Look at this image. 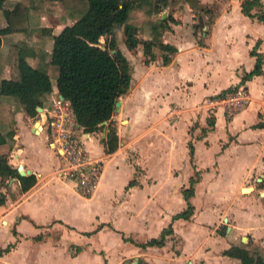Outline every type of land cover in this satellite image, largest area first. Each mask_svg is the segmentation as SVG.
Here are the masks:
<instances>
[{
  "label": "crops",
  "instance_id": "1",
  "mask_svg": "<svg viewBox=\"0 0 264 264\" xmlns=\"http://www.w3.org/2000/svg\"><path fill=\"white\" fill-rule=\"evenodd\" d=\"M16 1L6 0V9ZM260 1L264 11V0ZM57 3L58 11L40 17L31 29L8 28L0 10L1 45L4 37L8 44L6 54L0 50V82L9 78L11 45H24L23 56L31 65L37 54L51 60L53 37L72 24ZM199 7L201 14H213L212 18L199 19L187 0L168 5L157 15L160 20L172 18L161 34L164 44L176 48L167 64L158 48L153 50L155 59L144 63L142 41L152 39V33L138 32L135 48L143 65L131 70L130 88L119 98L120 109L112 117L118 148L105 154L100 142L104 129L101 136L80 129L89 156L103 161L90 196L57 176L59 161L47 145L42 122L35 134L30 124L34 118L18 110L19 105L15 104V122L1 110L8 121L5 135L10 136L7 128L14 131L9 163L15 168L22 164L36 182L22 192L16 177L0 179V192L6 195L0 205V250L12 246L0 255V264H58L56 258L72 264H129L130 259L132 264H238L223 255L231 245L250 243L251 248L264 250V23L243 15L241 0H199ZM120 49L129 60L131 50L126 45ZM252 51L260 55L261 73L243 79L256 63ZM50 82L52 91L43 96L42 104L52 96L62 100L56 79ZM239 85L249 94L245 108L231 116L221 106L207 110L209 99ZM10 99L1 96V108ZM42 109L47 120V108ZM131 151L138 159H127L125 154L135 157ZM138 165L144 170L139 176ZM194 172L199 179L190 198L193 215L172 221L186 207L181 187ZM181 197L184 204L169 210L168 202ZM170 223L173 233L162 247L140 248L130 242L134 236L158 237ZM185 231L211 236L193 244ZM174 236L180 240L178 251L172 249L177 246L168 247ZM70 246L78 251L71 254Z\"/></svg>",
  "mask_w": 264,
  "mask_h": 264
},
{
  "label": "trees",
  "instance_id": "2",
  "mask_svg": "<svg viewBox=\"0 0 264 264\" xmlns=\"http://www.w3.org/2000/svg\"><path fill=\"white\" fill-rule=\"evenodd\" d=\"M6 0H0V10H4L6 25L10 29H31L35 21L46 13L58 11L60 2L65 15L72 21L53 37L51 60L44 61V55L37 54L34 64H29L23 54L22 44L11 45L8 51L9 78L0 82V97L13 98L24 114L30 118L37 115V107H42V98L52 91L50 79H56L59 95L67 102L74 117L76 127L84 133L100 130L105 135L100 138L104 153L111 154L119 144L115 122L112 117L119 98L125 95L131 83V66L127 57L118 46L116 30L121 28L124 42L133 50L137 44V34L149 29L152 39L142 41L144 63L155 59L154 48L162 52V62L167 64L176 48L161 41V34L169 28L167 16L157 17L168 5L176 6L181 0H17L10 10L6 9ZM192 10L200 11L199 0H187ZM260 0H241V12L248 17H257L264 23V11ZM257 9V12L253 10ZM202 11V9H201ZM173 21V20H172ZM104 44H100V39ZM1 46V34H0ZM114 51V52H112ZM256 56L254 69L243 79H249L261 73V58ZM1 108V104H0ZM1 110V109H0ZM106 122V123H104ZM7 118L0 111V179L16 177L20 191L25 192L36 182L33 174L19 175L17 168L8 160L11 145L10 136L5 135ZM193 151L190 149V156ZM189 179V187L182 190L186 202L185 210L172 217L189 220L194 207L190 198L194 193V184L199 174ZM132 182H130L131 184ZM6 195L0 192V205L4 204ZM173 233L171 223L162 229L158 237L144 243H134L140 248L162 247ZM124 240H128L125 239ZM8 245L0 250V255L11 248ZM223 255L236 259L238 264H264V250L260 251L247 245H231Z\"/></svg>",
  "mask_w": 264,
  "mask_h": 264
},
{
  "label": "rangeland",
  "instance_id": "3",
  "mask_svg": "<svg viewBox=\"0 0 264 264\" xmlns=\"http://www.w3.org/2000/svg\"><path fill=\"white\" fill-rule=\"evenodd\" d=\"M205 8H203V9H205ZM213 12H214V10H213ZM195 15H197L198 18L201 19L203 17H205V18H212V15L213 14H210V15H206L205 14L206 15L205 16L203 13L201 14L200 11H195ZM198 33H199L198 35L200 36V33L201 32L199 31ZM33 35L34 36H37V37H42L40 35V33H36V32H34ZM116 39H117L119 48L124 49V45H125L124 44V39H125V37H124L123 31H122L121 28H119V29L116 30ZM99 42H100L101 45H103L104 44V39L101 38ZM7 49H8V44H7V41L5 40V37H4L0 50H1V52L2 51L5 52V54H6ZM127 56L129 58L128 61H129V64L131 66V70H139L140 69L139 67H141L143 65V63H142L143 62V57L138 56V50H136V48L133 49V50H131L130 53L129 52L127 53ZM214 100H215V98H213L211 100L209 99L206 102L207 105L210 106V107H207V110H213L214 107L219 106V105H215L214 104ZM15 104H16V101L14 99H10V101L9 102L7 101V103L5 104V106L1 108V110L3 109L4 112H8V113H10L13 116L12 120H14V122L16 121V116H17L16 115L17 112L15 110H17V109L18 110L19 109L22 110V108L20 106L16 109L15 108ZM201 107L202 106H199V108L196 109L199 112L198 113L199 116H200V111L202 109ZM42 108H47V111H46L47 120L43 116L42 113H44V111L42 110L41 112H37L36 117L33 120H31V123L30 124H32L34 126H35V123H40V125L42 123L44 124V126L46 128L45 130H46V133H47V137H48L47 138V145H49L50 148L52 150H54V152L56 154V157H57V159L59 161V165L57 166V169H55L56 170V174L58 176L59 174H62V169L68 168L71 165V163L69 162V160L65 156H63V152L61 150V146H62L61 145V141H62V139L64 137L70 136L71 138L72 137L75 138V140L77 142H80V141L82 142V139L80 138L81 132H80V130L76 129L75 121L73 120L74 117H73V114L70 112L69 106H67L64 101L58 100V98L56 96H52V97L44 100V102L42 104ZM52 109H55V112H50V114H49L48 111H51ZM117 113L118 112H115V114H117ZM40 114H42V115L40 116ZM60 115L62 117H59ZM210 115H211V112L208 111L207 117H209ZM23 118L26 120L25 117H23ZM53 119H57V121H59V123L56 124V125H54V126H51V121H53ZM125 123H126L125 121H122L121 124L124 125ZM12 128L13 127H10L9 129L7 128V130L12 131L13 130ZM98 134H99V136L103 135L102 130L98 131ZM125 140H126V138H125ZM82 144H83V142H82ZM62 147H64V145ZM82 147H83L84 152L86 153V155L88 157L87 160L93 161V160L97 159L96 162L100 163L101 168H103V161L101 159H98V158H92L91 156H89V153H88L87 149H85L84 144H83ZM131 152L133 154H135V157L134 158H132V157L129 158L127 154H125V156L127 157L128 160L133 161L137 157L136 156L137 152L136 151H131ZM136 159H138V157ZM138 168L140 169L138 171V173H137L138 176H139L142 172H144V170H142V165H138ZM178 173L179 172H177V171L172 172V174L173 175H176V176L179 175ZM192 174H193L194 177L197 176L196 175V172H194ZM59 177L66 180V178H64L63 176H59ZM93 186H94V184H93ZM93 186H92V188H93ZM188 187H189V183L186 186L181 187V190L182 189H187ZM76 188H77L78 191H80L82 193L85 192L83 190V188H81L79 185ZM92 188L88 191V193L89 192L90 193L92 192V190H93ZM179 188H180L179 185H177L176 190L178 191ZM196 202H197V200H196ZM168 203H169V206H168L169 207V210H172V209H176L177 210L178 208L181 207V205L184 204V201H183V199L181 197V199L178 198L175 201H170ZM185 208L186 207H184L183 210H185ZM207 210H208V206L205 207V212L204 213H206ZM184 234H186L187 240L188 241H192L193 244H196L198 242V239H199L200 242H202L204 239L208 238V236H211L210 234L208 235L206 233L204 235H202V236H198V232H195V231H192V232L185 231ZM147 239H149V238H146V237H136V236H134L132 240H135L137 242H144V241H148ZM209 240H211V242H213L211 238H209ZM204 244H205V247L206 248H210V246L206 245V243H204ZM65 245H66V243H65ZM108 245L112 246V240H110L108 242ZM171 246H177V249H174L172 247V249L173 250H176V251L179 250L178 248L181 249V244H180V240H179L178 237L174 236L172 238L171 242L168 244V247H171ZM114 248L116 249V244H114ZM256 248L259 249V247H256ZM76 250L77 249L74 248V246H70L71 254H73L74 252H76ZM259 250L260 251H263V249H259ZM56 260H57V263L58 264H72L71 262L69 263L67 260L64 261L63 259H60V258H56ZM131 261H133V259L128 260V263L129 264H132Z\"/></svg>",
  "mask_w": 264,
  "mask_h": 264
},
{
  "label": "built area",
  "instance_id": "4",
  "mask_svg": "<svg viewBox=\"0 0 264 264\" xmlns=\"http://www.w3.org/2000/svg\"><path fill=\"white\" fill-rule=\"evenodd\" d=\"M248 102L249 94L243 85L231 88L230 90L216 97L214 100V104L221 106L228 116H231L245 108ZM48 112L49 114L50 112H55V109H52ZM59 117L62 116L60 115ZM58 123L59 121H57V119H53V121H51V126H54ZM61 145H64V147L61 146L63 156L69 160L71 165L68 168L62 169V174H59L58 176H63L64 178L74 182L76 187L79 185L81 188H83L85 192L82 193L79 191L83 196H90L95 189L102 172L100 163L96 162L97 159L93 161L87 160L88 157L84 152L82 142H77L73 137H64L61 141ZM91 188L93 190L91 193L89 192V194L88 191Z\"/></svg>",
  "mask_w": 264,
  "mask_h": 264
},
{
  "label": "water",
  "instance_id": "5",
  "mask_svg": "<svg viewBox=\"0 0 264 264\" xmlns=\"http://www.w3.org/2000/svg\"><path fill=\"white\" fill-rule=\"evenodd\" d=\"M112 52H114V51H112ZM59 96H60L61 99H63L62 95H59ZM115 107H116L115 108V112H118L119 109H120V101L119 100L116 102ZM36 110H37V112H41L43 109H42V107H37ZM104 123H106V122H104ZM38 128L41 130L42 126L40 124H38V123H35V126L33 127L32 131L35 134H38V131H37ZM17 171H18L19 175H21V176L30 174V170L24 169L22 164H18ZM243 240H245V238H243ZM189 264H191V263H189Z\"/></svg>",
  "mask_w": 264,
  "mask_h": 264
},
{
  "label": "bare ground",
  "instance_id": "6",
  "mask_svg": "<svg viewBox=\"0 0 264 264\" xmlns=\"http://www.w3.org/2000/svg\"><path fill=\"white\" fill-rule=\"evenodd\" d=\"M38 124H40V123H38ZM38 129H39V128H38ZM38 129H37V131H38ZM38 133H39V131H38ZM243 191H244V193H248V192H250L248 189H244Z\"/></svg>",
  "mask_w": 264,
  "mask_h": 264
}]
</instances>
